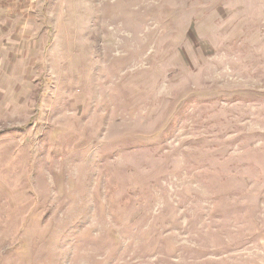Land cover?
<instances>
[{"label":"rangeland","instance_id":"1","mask_svg":"<svg viewBox=\"0 0 264 264\" xmlns=\"http://www.w3.org/2000/svg\"><path fill=\"white\" fill-rule=\"evenodd\" d=\"M12 15L0 264H264V0Z\"/></svg>","mask_w":264,"mask_h":264},{"label":"crops","instance_id":"2","mask_svg":"<svg viewBox=\"0 0 264 264\" xmlns=\"http://www.w3.org/2000/svg\"><path fill=\"white\" fill-rule=\"evenodd\" d=\"M25 4L26 0H0V14L7 13L8 18H10V16H13V13L20 11L22 9V5Z\"/></svg>","mask_w":264,"mask_h":264}]
</instances>
